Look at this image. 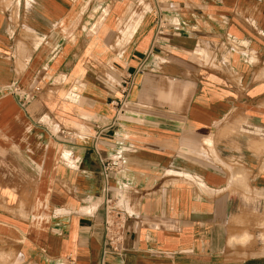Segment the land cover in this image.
Instances as JSON below:
<instances>
[{
    "label": "crops",
    "instance_id": "obj_1",
    "mask_svg": "<svg viewBox=\"0 0 264 264\" xmlns=\"http://www.w3.org/2000/svg\"><path fill=\"white\" fill-rule=\"evenodd\" d=\"M0 264H264V0H0Z\"/></svg>",
    "mask_w": 264,
    "mask_h": 264
},
{
    "label": "built area",
    "instance_id": "obj_2",
    "mask_svg": "<svg viewBox=\"0 0 264 264\" xmlns=\"http://www.w3.org/2000/svg\"><path fill=\"white\" fill-rule=\"evenodd\" d=\"M131 86L132 81L126 80L125 86L121 91V98L116 102L117 106L122 107L127 101ZM19 98H21L19 99L21 101L22 96H19ZM120 165L121 161L118 158H109L101 161L102 171L105 176L119 168ZM101 199L104 210L103 230L105 244L109 247V251L119 252L121 251L127 228L128 210L126 209L125 198L124 196H112L108 186H105ZM106 252L107 250H104V253Z\"/></svg>",
    "mask_w": 264,
    "mask_h": 264
},
{
    "label": "bare ground",
    "instance_id": "obj_3",
    "mask_svg": "<svg viewBox=\"0 0 264 264\" xmlns=\"http://www.w3.org/2000/svg\"><path fill=\"white\" fill-rule=\"evenodd\" d=\"M129 27V26H128ZM131 27V26H130Z\"/></svg>",
    "mask_w": 264,
    "mask_h": 264
}]
</instances>
